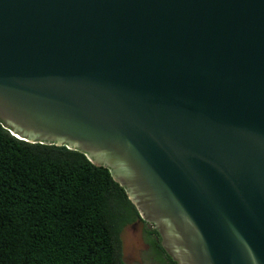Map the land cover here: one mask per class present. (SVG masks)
Instances as JSON below:
<instances>
[{
	"label": "water",
	"instance_id": "1",
	"mask_svg": "<svg viewBox=\"0 0 264 264\" xmlns=\"http://www.w3.org/2000/svg\"><path fill=\"white\" fill-rule=\"evenodd\" d=\"M0 125L107 168L176 264H264V0H0Z\"/></svg>",
	"mask_w": 264,
	"mask_h": 264
},
{
	"label": "trees",
	"instance_id": "2",
	"mask_svg": "<svg viewBox=\"0 0 264 264\" xmlns=\"http://www.w3.org/2000/svg\"><path fill=\"white\" fill-rule=\"evenodd\" d=\"M138 220L107 168L0 125V264H125L120 235Z\"/></svg>",
	"mask_w": 264,
	"mask_h": 264
},
{
	"label": "rangeland",
	"instance_id": "3",
	"mask_svg": "<svg viewBox=\"0 0 264 264\" xmlns=\"http://www.w3.org/2000/svg\"><path fill=\"white\" fill-rule=\"evenodd\" d=\"M152 230L142 220L127 225L121 232V254L125 264H163L152 246Z\"/></svg>",
	"mask_w": 264,
	"mask_h": 264
},
{
	"label": "flooded vegetation",
	"instance_id": "4",
	"mask_svg": "<svg viewBox=\"0 0 264 264\" xmlns=\"http://www.w3.org/2000/svg\"><path fill=\"white\" fill-rule=\"evenodd\" d=\"M141 220V219H140ZM145 224H147L149 227H151L152 228V230L149 232V233H153L154 231H156V229H155V227L152 225V224H149V223H146V222H144ZM157 232V231H156ZM158 233V232H157ZM150 239H151V241H152V246L154 247V250L157 252V256L158 257H160V259H161V261H162V263L163 264H171L170 263V261L168 260V258H167V254H165V253H163L162 252V250L158 247V245H160L161 246V237H160V235L158 234V235H154V234H152L151 236H150ZM154 241H153V240ZM161 248H162V246H161ZM165 252V251H164ZM167 255V256H166ZM175 263V262H174Z\"/></svg>",
	"mask_w": 264,
	"mask_h": 264
}]
</instances>
